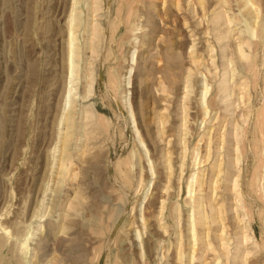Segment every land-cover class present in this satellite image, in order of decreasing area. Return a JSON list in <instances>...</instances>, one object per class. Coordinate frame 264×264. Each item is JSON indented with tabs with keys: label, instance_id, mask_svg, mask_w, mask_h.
I'll list each match as a JSON object with an SVG mask.
<instances>
[{
	"label": "rangeland",
	"instance_id": "374dc122",
	"mask_svg": "<svg viewBox=\"0 0 264 264\" xmlns=\"http://www.w3.org/2000/svg\"><path fill=\"white\" fill-rule=\"evenodd\" d=\"M0 264H264V0H0Z\"/></svg>",
	"mask_w": 264,
	"mask_h": 264
}]
</instances>
